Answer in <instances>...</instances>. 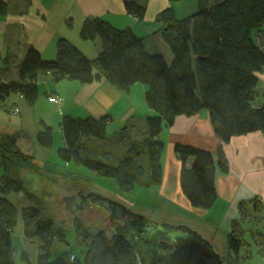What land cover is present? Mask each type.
Instances as JSON below:
<instances>
[{"label":"trees","instance_id":"trees-1","mask_svg":"<svg viewBox=\"0 0 264 264\" xmlns=\"http://www.w3.org/2000/svg\"><path fill=\"white\" fill-rule=\"evenodd\" d=\"M198 4L197 12L183 17H177L171 8L161 12L159 18L164 26L160 35L170 48L171 57L149 48L145 37L139 36L132 27H116L100 17H86L80 29L83 39L100 40L95 58H89L63 36L57 40L55 57H45L33 44L26 47L23 56L15 51L6 54L0 48V108L11 111L19 108L20 111L17 100L8 102L11 96L17 95L35 103L40 75L44 72H50L55 81L68 78L92 82L105 75L123 90L141 83L145 86V99L151 110L146 117L147 134L139 139L132 138L130 133L136 125L132 120L121 127L123 131L115 135L118 141L114 142H128L129 145L117 163L83 153L90 138H108L110 114L65 113L59 122L66 144L58 150L61 159L73 160L113 177L125 191L135 188L137 179L145 174V166L151 171L145 184L161 183L165 144L160 136L164 127L173 125L178 115L209 111L214 131L222 141L253 131L264 132V93L257 88V74L264 70V0H198ZM124 6L129 14L144 19L147 0H124ZM9 9L7 0H0V15L8 14ZM12 65L17 68V75L8 78L2 71ZM37 140L42 146L53 145L50 125L40 128ZM109 146L112 145L103 142L106 154ZM175 151L182 163L180 181L184 195L192 207L210 209L218 198L217 164L223 171L229 168L223 145L216 154L183 143H177ZM25 155L15 135H2L0 264H16L12 232L20 204L14 202L11 194L26 193L27 184L21 176ZM249 202L260 207L253 209L255 212L264 211L262 200L257 196L240 203L239 216L232 221L229 232L230 235L237 233L239 240L245 243L254 242L256 252H264V219L258 221L259 225L253 222L254 211L248 209ZM22 213L25 236L37 237L41 242L37 264H137L132 245L123 236L108 237L103 230L93 235L85 234L92 242L83 259H71L70 252L65 249L53 258L54 241H64V234L44 215L39 204L28 205ZM76 224L80 234L81 227L78 222ZM247 224L250 230L246 229ZM246 233L250 234L251 241L245 239ZM161 247L170 248L168 244H161ZM247 252L252 255L250 246ZM240 255L228 245L222 257L227 264H241ZM23 259L28 260L26 253Z\"/></svg>","mask_w":264,"mask_h":264},{"label":"crops","instance_id":"crops-1","mask_svg":"<svg viewBox=\"0 0 264 264\" xmlns=\"http://www.w3.org/2000/svg\"><path fill=\"white\" fill-rule=\"evenodd\" d=\"M7 2L10 6L8 14L0 15V40L3 41L0 42V48L4 46L6 54L15 51L19 56H23L26 47L33 44L41 52L44 50L49 52L48 55L42 53L45 57H55L57 40L63 36L79 47L89 58H95L100 50V40H86L80 36L81 24L86 17H100L120 28L132 27L139 36L145 37L146 40L148 37L151 39L153 47L148 42L149 48L167 47L160 35L164 21L159 16L161 12L171 8L178 17L174 5L169 0H147V12L142 20L126 11L124 0H7ZM17 71L16 67L11 66L7 71L2 72L9 73L10 78H13L17 75ZM50 76H52L50 72L40 75V78L44 77V81L39 82V95L41 90L42 101L58 112L57 117L60 120L65 113L73 115L87 113L86 115L94 116L110 114L109 127L114 119L124 118L126 120L127 116L131 115L129 122L138 117L136 115L140 113L136 111V108L141 112L145 109L147 114L151 111L146 99L145 103H140V100L145 98V86L141 83L134 84L130 90H123L105 75L92 82H81L68 78L52 82L48 79ZM257 76V88L261 93L264 91V70L258 72ZM52 93L63 97V103L58 105L50 102L47 96ZM138 93L141 94L139 107L136 106L138 105ZM14 100L19 103V115H13L7 109L0 108V140L2 135L7 133L15 135L18 143L21 144L20 140L27 136L31 144L35 146L36 136L31 137L26 133L28 124L31 123L34 130L38 124V130H40L44 124L52 127L55 120L47 116L39 118L36 111L32 113L30 109L35 107L36 102L31 104L25 97L19 95L11 96L8 102L12 103ZM120 111L125 115H119ZM160 137L165 144L162 156L163 180L160 183L162 194L171 202H181L193 211L198 217L193 227L223 251L226 242L217 237L218 235L213 238V232L210 236L202 231L205 227H202L198 221L202 218L213 227L218 226L227 231L231 228L232 221L239 216L240 203L257 196L264 205V132L253 131L222 141L214 131L210 112L202 110L190 116L178 115L173 125L164 127ZM177 143L206 148L215 154L221 144L223 145L229 168L228 171H223L217 164L218 198L210 209L202 210L192 207L184 195L180 181L182 163L175 152ZM32 152L34 167L38 165L44 169L45 167L36 164V151ZM252 255L254 256L251 264H264V253L259 254L255 251ZM257 257L259 262H257Z\"/></svg>","mask_w":264,"mask_h":264},{"label":"rangeland","instance_id":"rangeland-1","mask_svg":"<svg viewBox=\"0 0 264 264\" xmlns=\"http://www.w3.org/2000/svg\"><path fill=\"white\" fill-rule=\"evenodd\" d=\"M169 1L174 5L178 17L193 14L199 10L198 0ZM152 35L155 36V34ZM147 41L150 43V46L153 47V44L151 43V39H149V37L147 38ZM0 42L3 41L0 40ZM2 47L3 52L5 53L6 48L4 46ZM159 47L160 48H154L153 50L161 51L166 56L171 57V51L168 46ZM42 53L46 55L49 54V52L45 50L42 51ZM12 68H15V66L12 65ZM12 74H14V72H12ZM5 75L6 77L10 78L9 73ZM48 79L53 82L52 76L48 77ZM40 81H44V77L40 78L39 82ZM198 92L200 93V88H198ZM261 92L264 93V91ZM41 94L42 92L40 90V95L36 100V105L30 110H32V113L36 111V115L39 118L47 116L55 120L54 125L52 127L50 125L54 141L52 146L39 145V142L37 140V133L39 131L38 124H36V130H34L31 123L28 124L26 133H28L31 137L36 136V147L31 144L30 138L27 136L20 140V142H22L21 144L18 143L19 141L17 139V144L19 145L21 151L26 154V157L23 159L24 163L21 176L26 181L27 189L26 193L13 192L11 194L14 202L20 204L17 211L16 220H14L12 232V240L16 250V264H37V256L40 251V240L37 237L28 238L24 234L22 211L28 205L39 204L41 209L43 208L44 215L49 217L54 222L56 228H58L64 234V241H60L58 239L54 241L52 248L53 258L57 256V253H60L65 249L70 252L71 259H76L77 257L79 259H83L92 242L85 234L93 235L98 231L104 230L108 237L113 236L114 233L111 229V224L103 219V208L93 210L89 205H87L83 209H78L77 207L74 208L72 203L68 202V197L73 196V194H77V192L81 190L92 191L95 193L99 192L107 197L112 196L111 198L115 197L117 200L126 204L128 207L136 209L141 213L150 216L156 222H168L171 224H179L185 222L191 226H193L194 223H197L198 217L194 215L193 211H191L187 206L178 201L171 202L164 196V194H162V191L160 190V183L152 184L149 186L145 184L147 183L146 181L150 179L151 171L149 166H145V174L137 179L135 188L132 191H125L120 189L115 178L97 173L96 171L89 169L84 165H80L73 160L65 161L61 159L58 150L65 147L66 144L61 128L59 126L60 118L58 119V112L56 110L51 109L49 104H47L45 101H42ZM140 96L141 94L138 93V105H136L137 107L140 106V103H145V98L140 100ZM50 97H56L57 101L55 102L54 100L49 99ZM47 99L50 102L57 103L58 105L62 104L64 101L63 97H61L57 93L49 94ZM11 110L12 109L8 111L13 115L20 114V111H18V113H15L14 110ZM136 111H138L140 114H137L136 116L138 117L132 120L136 125L133 126L130 134L132 135V138L139 139L147 134L145 123L146 117L150 116V114H147V111H145V109H143L141 112L140 109L136 108ZM114 113H116V111H114ZM118 113L121 116L125 115L121 111ZM86 114L87 113H83L81 115ZM61 115L62 114H60V116ZM130 116L131 115H128L126 120L124 118L117 120L114 119L111 124H109L107 139L99 140L96 138H90L89 140H87V147L83 151V153L92 158L101 159L106 162L117 163L119 156L124 153L129 144L128 142H114V140H117L115 135H117L118 132L123 131L121 127L126 122H128ZM140 117L141 119H139ZM129 125L130 124H128V126ZM42 128H44V126ZM103 142L112 145L109 146L110 150H108V154H106L103 150ZM32 151H36V164L45 167L44 169H42L38 165L34 167V154ZM28 162L31 165H29ZM255 208L260 209L258 204L257 206H255L253 202L248 203V209L250 211H254L253 209ZM257 211H254L252 219L256 225H259L260 223L258 221L264 219V211ZM77 222L81 227L80 234H78L76 231ZM198 222L202 227H205L202 229V231H205L210 236L213 232V238L215 237V235H218L217 237H220L221 239H223V241L226 242L224 250L221 251L222 254L225 255L227 253L229 245L231 249L233 248V252L235 254H241V264L252 263V257L254 255H249V252L247 251L250 246L251 251L253 252L252 254L255 253L257 245L254 242L251 245L247 242L245 243L244 241L239 240V236L237 233H232L230 235V230L226 231L220 229L218 226L213 227L202 218L199 219ZM208 228L212 229V231L210 232ZM213 229H215V231ZM246 229L250 230L248 224L246 225ZM245 235V239L251 241L250 234L246 233ZM23 253H26L28 260L23 259ZM262 253L264 252L261 251L259 254ZM29 260L30 263H28ZM257 262H259L258 257Z\"/></svg>","mask_w":264,"mask_h":264},{"label":"water","instance_id":"water-1","mask_svg":"<svg viewBox=\"0 0 264 264\" xmlns=\"http://www.w3.org/2000/svg\"><path fill=\"white\" fill-rule=\"evenodd\" d=\"M108 199L121 212L120 218L127 222L116 234L132 245L137 264H227L218 247L188 223L156 222L119 200ZM161 244H168L171 249L161 251Z\"/></svg>","mask_w":264,"mask_h":264},{"label":"flooded vegetation","instance_id":"flooded-vegetation-1","mask_svg":"<svg viewBox=\"0 0 264 264\" xmlns=\"http://www.w3.org/2000/svg\"><path fill=\"white\" fill-rule=\"evenodd\" d=\"M68 202L72 203L74 208L77 207L78 209H83L87 205H89L93 210L103 208V219L111 224V229L114 234H116V231L120 230L121 227L127 223L124 219L120 218L121 212L117 209V206L111 201V199H108L107 196L105 197L99 193L81 190L77 192V194H73V196L68 197ZM120 209L122 210L123 207L120 206ZM124 217H127V214H124ZM129 221L131 222V220ZM170 249L171 248H163L160 246L161 251H168ZM218 249L221 252L219 247Z\"/></svg>","mask_w":264,"mask_h":264},{"label":"built area","instance_id":"built-area-1","mask_svg":"<svg viewBox=\"0 0 264 264\" xmlns=\"http://www.w3.org/2000/svg\"><path fill=\"white\" fill-rule=\"evenodd\" d=\"M49 99L54 100L55 102L57 101V98H56V97H55V98H53V97L51 98V97H50ZM14 111H15V113H18L19 110H18V108H17V109H15Z\"/></svg>","mask_w":264,"mask_h":264},{"label":"bare ground","instance_id":"bare-ground-1","mask_svg":"<svg viewBox=\"0 0 264 264\" xmlns=\"http://www.w3.org/2000/svg\"><path fill=\"white\" fill-rule=\"evenodd\" d=\"M52 98V97H51Z\"/></svg>","mask_w":264,"mask_h":264}]
</instances>
